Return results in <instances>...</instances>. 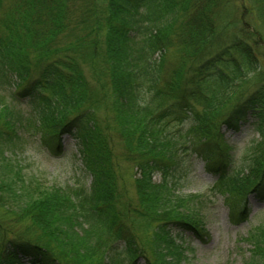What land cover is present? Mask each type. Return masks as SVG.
Returning <instances> with one entry per match:
<instances>
[{
	"label": "trees",
	"instance_id": "trees-1",
	"mask_svg": "<svg viewBox=\"0 0 264 264\" xmlns=\"http://www.w3.org/2000/svg\"><path fill=\"white\" fill-rule=\"evenodd\" d=\"M242 7L264 24V0H0V91L26 108L0 96V264H181L177 240L210 236L202 195L166 179L186 136L229 220L248 219L250 195L264 198L263 35L219 36ZM174 121L188 127L168 131ZM247 121L259 139L235 165L223 127ZM27 130L54 156L72 136L89 184L26 178L7 149ZM120 142L136 200L120 186ZM241 239L246 264H264V222Z\"/></svg>",
	"mask_w": 264,
	"mask_h": 264
},
{
	"label": "rangeland",
	"instance_id": "rangeland-1",
	"mask_svg": "<svg viewBox=\"0 0 264 264\" xmlns=\"http://www.w3.org/2000/svg\"><path fill=\"white\" fill-rule=\"evenodd\" d=\"M236 14L233 13L232 16L237 17L238 21L222 28L219 35L220 41L228 43L235 34L241 35L240 28L246 24L251 31L255 34L258 33L254 36L260 38L261 34L263 35L259 42L264 43V24L258 15L251 13H247V15L243 7ZM220 23L222 22L220 21ZM222 45L221 43H212L202 58L217 52ZM176 60L177 57L172 55L169 64L172 65ZM252 86L247 91L251 90ZM0 96L4 97V101L12 102L23 113H26L23 102L14 101L3 90L0 91ZM178 127L186 129L188 122L179 125L177 121H174L168 125L167 130L176 132ZM30 131L27 132V135L25 132V136L20 139L16 146L7 149L12 159H16L20 164L26 178H35L43 187L53 185L77 187L84 184L85 181L89 184L90 178L83 172L82 159L79 154L75 155L77 144L72 136L65 134L62 137L64 151L60 156H54L41 144L35 142L38 135L36 136ZM223 131H225L226 141L230 145L228 151L230 160L235 165H239L243 153L259 139V135L249 121L240 122L237 129H228L224 126ZM188 141L189 138L186 136V138H181L179 142L182 166L178 169H182V171L177 170L176 177L170 176L166 179L171 182L172 189L178 194L202 195L201 209L205 215L210 236L207 240H201L187 233L177 240L183 244L182 249L184 251L181 264H246L250 260L251 246L241 238L246 237L252 228L264 222V198L251 194L248 219L232 223L228 218V207L224 203L223 197L212 189L216 179L215 174L207 170L206 162L203 159L196 158L189 153ZM123 146L124 144L121 142L116 145V150L120 156L122 175L119 180L120 186L127 191L129 197L136 200V187L133 177L137 176V167L125 158ZM154 181L162 182L163 175L156 173ZM25 263L30 264L27 261ZM140 263L144 264L142 260Z\"/></svg>",
	"mask_w": 264,
	"mask_h": 264
}]
</instances>
